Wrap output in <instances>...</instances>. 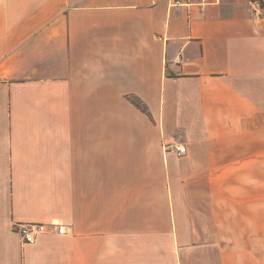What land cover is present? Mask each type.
I'll use <instances>...</instances> for the list:
<instances>
[{"label": "crops", "instance_id": "obj_1", "mask_svg": "<svg viewBox=\"0 0 264 264\" xmlns=\"http://www.w3.org/2000/svg\"><path fill=\"white\" fill-rule=\"evenodd\" d=\"M261 241L264 0H0V264H264Z\"/></svg>", "mask_w": 264, "mask_h": 264}, {"label": "built area", "instance_id": "obj_2", "mask_svg": "<svg viewBox=\"0 0 264 264\" xmlns=\"http://www.w3.org/2000/svg\"><path fill=\"white\" fill-rule=\"evenodd\" d=\"M214 1L216 0H170L173 6L196 5L201 10ZM163 147L165 150L175 152L178 157L186 154V147L177 141L165 142ZM12 227L18 233L23 245H35L39 237L43 235L53 234L61 236L66 234V226L56 223H13Z\"/></svg>", "mask_w": 264, "mask_h": 264}, {"label": "rangeland", "instance_id": "obj_3", "mask_svg": "<svg viewBox=\"0 0 264 264\" xmlns=\"http://www.w3.org/2000/svg\"><path fill=\"white\" fill-rule=\"evenodd\" d=\"M260 251H262V252H264V241H261L260 242ZM261 260V263H263L264 262V258L263 259H260Z\"/></svg>", "mask_w": 264, "mask_h": 264}, {"label": "trees", "instance_id": "obj_4", "mask_svg": "<svg viewBox=\"0 0 264 264\" xmlns=\"http://www.w3.org/2000/svg\"><path fill=\"white\" fill-rule=\"evenodd\" d=\"M138 108H141L142 110H145V108L142 106V105H140L138 102H133Z\"/></svg>", "mask_w": 264, "mask_h": 264}]
</instances>
